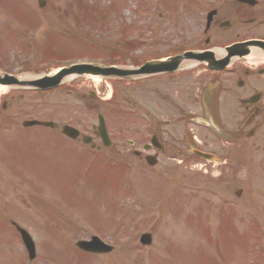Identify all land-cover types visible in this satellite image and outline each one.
Masks as SVG:
<instances>
[{
    "label": "rangeland",
    "instance_id": "rangeland-1",
    "mask_svg": "<svg viewBox=\"0 0 264 264\" xmlns=\"http://www.w3.org/2000/svg\"><path fill=\"white\" fill-rule=\"evenodd\" d=\"M165 2L46 0L40 8L38 0H0V70L20 72L25 62L23 74L35 76L45 72L42 62L55 61L50 56L69 57L75 53L69 60H62V66L97 61L85 54L102 55L92 50L99 44L126 54L124 46L134 48V38L128 42L126 37L138 33L146 39L153 36L152 30L157 31L158 42L133 49L129 65L134 66V56L143 62L155 51L167 55L175 46L191 43V31L198 27L194 32H200L201 24L194 20L193 12L175 13ZM151 17L155 24L150 28ZM86 24L92 29L86 32L84 28V33L80 27ZM96 29L105 32V39L94 36ZM72 32H77L75 37L80 39L65 38L73 36ZM120 32L125 38L118 42L108 37ZM53 37L67 42V46L57 45L55 55L46 51L47 47L56 50ZM59 63L52 65L49 72H54ZM117 83L83 76L67 81L57 91L41 94L17 89L9 96H5L8 88L0 87V107L4 101L7 105L0 114V264L29 263L12 220L35 240L37 255L30 264H264V114L260 121L263 130L251 142L250 156L242 159L247 166L241 167L237 187L231 186L232 167L214 169L211 178L218 177L211 185L190 187L185 178L202 177L190 175L189 167L179 168L177 162L165 158L156 168L158 172L145 171L141 165L134 172L123 168L126 175L122 181L117 172L119 181L115 180V184L121 196L112 198L116 203L107 200L114 184H101L107 176L103 164L100 168L93 155L79 157L86 153V147L77 145L72 149L60 133L50 129L18 128L22 120L51 117L60 123L72 120L81 128L77 122L80 120L81 129L86 131L97 124L100 111L115 145L126 137L134 139V83L122 81V90ZM90 90L106 98L100 108L90 98H81ZM140 98L149 102L147 94ZM231 103L230 99L226 106L224 101L219 108L228 127L234 124L235 106ZM240 110L238 118L242 119L244 110ZM146 124L144 121L138 129L143 136L147 135ZM115 148L120 152L129 150L128 145ZM99 160L110 161L107 157ZM168 171L169 177L165 174L169 175ZM238 187L243 188L240 198L235 196ZM188 193L197 196L193 198ZM145 232L153 234L150 247L137 244ZM92 234H103L118 244L115 259L114 255L96 259L75 253V238L89 239Z\"/></svg>",
    "mask_w": 264,
    "mask_h": 264
},
{
    "label": "flooded vegetation",
    "instance_id": "flooded-vegetation-1",
    "mask_svg": "<svg viewBox=\"0 0 264 264\" xmlns=\"http://www.w3.org/2000/svg\"><path fill=\"white\" fill-rule=\"evenodd\" d=\"M207 5L213 15L209 27L206 28V21L205 29L200 34V38L206 36L203 45L193 50L184 48L181 52L165 56L198 53L191 55V58L200 60L199 68L188 70L182 66L175 71L149 75L146 77L147 89L143 91L149 96L146 108L134 99V107L143 112L149 126L146 139L135 135L134 142L128 141L130 149L126 152L134 155V165L146 162L148 155L154 157L152 161L157 165L169 155L181 157L184 161L191 159L200 162L202 159L192 153L196 150L223 155L227 162L232 157H238L233 152L241 151L245 155L250 150L251 130L253 128V133L256 132L264 111V67L251 71L244 68L215 71L201 59L213 58L204 54L207 48L224 40L227 35L234 34L235 38L226 44L264 40V0H246V3L239 0H209ZM242 33L247 36L243 37ZM200 38L196 35L195 39H199L197 44H200ZM230 99L235 108L238 106L237 111L240 107L244 111L237 125L228 127L219 115V108L224 101L226 106L229 105ZM206 117H212L223 129L233 133L234 141L223 140L202 126L201 121ZM190 126L201 128L208 135H195L196 131ZM55 130L58 131L57 126ZM92 132L93 135H89L90 148L106 153L108 147L97 137L94 127ZM75 143L81 144V140L77 139ZM112 146L113 142L109 148Z\"/></svg>",
    "mask_w": 264,
    "mask_h": 264
},
{
    "label": "water",
    "instance_id": "water-1",
    "mask_svg": "<svg viewBox=\"0 0 264 264\" xmlns=\"http://www.w3.org/2000/svg\"><path fill=\"white\" fill-rule=\"evenodd\" d=\"M93 70L94 72L93 73H101L99 71V68L97 67H92V66H87V65H80V66H76V67H72V68H69V69H64L62 70L61 72H59L57 75L55 76H52V77H47L43 80H40V81H36V82H33L35 85L37 86H41V87H52V86H56L60 83L62 77L66 74V73H69V72H80V73H85V72H89L90 70ZM129 73L127 74H122V75H128ZM46 84V85H45ZM41 122H38V121H30V122H25L24 124L25 125H33V124H40ZM44 125H51V123H42ZM99 130H100V133L103 137V139L106 141V143L108 142L107 140V132H106V128H105V123H104V119L102 116H100V125H99ZM64 133H66L67 135L71 136V137H76L78 135V131H76L74 128L72 127H69V126H66L64 128ZM18 230L20 231L21 234H23V237L24 239L27 240L29 239V245L30 247H33L31 241H30V238L28 236V233L18 227ZM81 244V243H80Z\"/></svg>",
    "mask_w": 264,
    "mask_h": 264
},
{
    "label": "bare ground",
    "instance_id": "bare-ground-1",
    "mask_svg": "<svg viewBox=\"0 0 264 264\" xmlns=\"http://www.w3.org/2000/svg\"><path fill=\"white\" fill-rule=\"evenodd\" d=\"M71 78H72V76H69L68 77V79H71ZM26 79H29V78L26 77ZM0 87L3 88V86H0Z\"/></svg>",
    "mask_w": 264,
    "mask_h": 264
}]
</instances>
